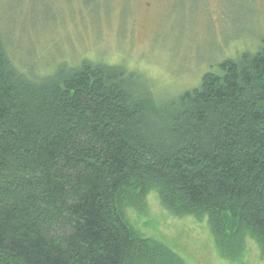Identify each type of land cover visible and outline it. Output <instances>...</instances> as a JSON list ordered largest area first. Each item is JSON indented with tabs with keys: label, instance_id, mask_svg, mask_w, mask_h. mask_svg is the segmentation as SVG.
Instances as JSON below:
<instances>
[{
	"label": "trees",
	"instance_id": "trees-1",
	"mask_svg": "<svg viewBox=\"0 0 264 264\" xmlns=\"http://www.w3.org/2000/svg\"><path fill=\"white\" fill-rule=\"evenodd\" d=\"M31 71L0 33V264H186L126 215L150 191L264 258V41L168 98L122 64Z\"/></svg>",
	"mask_w": 264,
	"mask_h": 264
},
{
	"label": "rangeland",
	"instance_id": "rangeland-1",
	"mask_svg": "<svg viewBox=\"0 0 264 264\" xmlns=\"http://www.w3.org/2000/svg\"><path fill=\"white\" fill-rule=\"evenodd\" d=\"M0 33L14 61L34 74L100 60L124 65L168 98L197 86L221 60L256 50L264 0H0ZM126 215L186 264H264L253 238L226 257L206 216L171 214L154 191Z\"/></svg>",
	"mask_w": 264,
	"mask_h": 264
},
{
	"label": "flooded vegetation",
	"instance_id": "flooded-vegetation-1",
	"mask_svg": "<svg viewBox=\"0 0 264 264\" xmlns=\"http://www.w3.org/2000/svg\"><path fill=\"white\" fill-rule=\"evenodd\" d=\"M150 4H151V3H150V2H148V3H146V6H150Z\"/></svg>",
	"mask_w": 264,
	"mask_h": 264
}]
</instances>
